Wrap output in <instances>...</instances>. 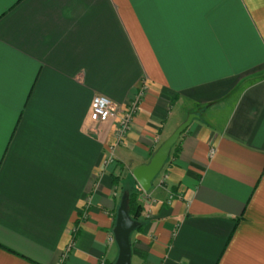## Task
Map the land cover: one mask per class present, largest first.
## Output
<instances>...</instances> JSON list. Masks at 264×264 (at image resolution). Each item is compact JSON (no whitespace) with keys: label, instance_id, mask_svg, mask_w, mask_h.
Masks as SVG:
<instances>
[{"label":"crops","instance_id":"obj_1","mask_svg":"<svg viewBox=\"0 0 264 264\" xmlns=\"http://www.w3.org/2000/svg\"><path fill=\"white\" fill-rule=\"evenodd\" d=\"M126 182L139 264H264V0H0V264H115Z\"/></svg>","mask_w":264,"mask_h":264},{"label":"water","instance_id":"obj_2","mask_svg":"<svg viewBox=\"0 0 264 264\" xmlns=\"http://www.w3.org/2000/svg\"><path fill=\"white\" fill-rule=\"evenodd\" d=\"M197 118L190 115L176 131L156 150L150 161L134 169L133 176L144 192H149L155 179L161 174L171 157L172 150L179 142L182 135L189 129ZM129 193L123 192L117 210L113 235L119 254L115 264H132L133 250L132 235L141 227V223L133 220L129 211Z\"/></svg>","mask_w":264,"mask_h":264},{"label":"built area","instance_id":"obj_3","mask_svg":"<svg viewBox=\"0 0 264 264\" xmlns=\"http://www.w3.org/2000/svg\"><path fill=\"white\" fill-rule=\"evenodd\" d=\"M141 98L142 96H139L134 101L132 106L125 112L123 118L121 119L118 142L116 146L111 147L110 150L111 155L109 156L107 161L108 164L113 163L114 151L118 146L122 144V140H123L122 138L124 134L129 130L131 124L133 123V120L137 112L139 111ZM113 113H114V106L109 99L103 96L94 97L92 101V115H91V119L94 123L99 124L108 121ZM101 264H106V263L102 262Z\"/></svg>","mask_w":264,"mask_h":264},{"label":"trees","instance_id":"obj_4","mask_svg":"<svg viewBox=\"0 0 264 264\" xmlns=\"http://www.w3.org/2000/svg\"><path fill=\"white\" fill-rule=\"evenodd\" d=\"M178 154H179V142L173 148L170 158H174V157L176 158L178 156ZM123 192H128L129 193V196H130V198H129L130 215L133 218V220L141 223V227H139L138 230H137V231H140V229L143 226V223H142V220H141L142 206H141L140 203H138L139 193L136 192V191H132L130 188H125V190H123Z\"/></svg>","mask_w":264,"mask_h":264},{"label":"rangeland","instance_id":"obj_5","mask_svg":"<svg viewBox=\"0 0 264 264\" xmlns=\"http://www.w3.org/2000/svg\"><path fill=\"white\" fill-rule=\"evenodd\" d=\"M159 179L161 178V174L160 176L158 177ZM158 179V180H159ZM161 181L164 180V177L162 179H160ZM163 183V182H162ZM159 184V183H158ZM125 188H130L132 191H136L139 193V197H138V203L141 204L142 202V199L140 196H141V191H140V187H138L137 185L135 186L133 182H126V184L124 183L122 188H121V192H123V190H125ZM132 264H139V261L137 260V258H133L132 259Z\"/></svg>","mask_w":264,"mask_h":264}]
</instances>
